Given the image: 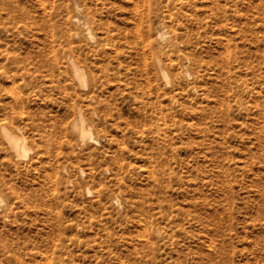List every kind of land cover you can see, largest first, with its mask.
Masks as SVG:
<instances>
[{
    "label": "rangeland",
    "instance_id": "374dc122",
    "mask_svg": "<svg viewBox=\"0 0 264 264\" xmlns=\"http://www.w3.org/2000/svg\"><path fill=\"white\" fill-rule=\"evenodd\" d=\"M0 192V264H264V0H0Z\"/></svg>",
    "mask_w": 264,
    "mask_h": 264
},
{
    "label": "bare ground",
    "instance_id": "6f19581e",
    "mask_svg": "<svg viewBox=\"0 0 264 264\" xmlns=\"http://www.w3.org/2000/svg\"><path fill=\"white\" fill-rule=\"evenodd\" d=\"M74 18L77 20V22L82 21L81 20L82 18H80V16H75ZM82 22L86 23L85 25L87 26V32H89L90 37L94 38V34L91 30L89 23H87V20L84 19V21ZM157 35L160 38H163V40H167L170 37V35H168V32L166 31L164 27H161L160 29H158ZM69 62L71 63V66L73 68L74 75H75L74 77H76L80 85L86 89V86H89V83H88L89 73L87 69L81 63H79L77 59L72 55H70ZM158 64L160 66V70H161V74L163 78L167 80V82H171L169 72L166 69V67L162 65L161 59H158ZM71 128L74 129L77 136L81 139L83 143H85L87 140H90L96 143H101L100 139L95 134L94 128H92L91 124L88 123L85 113H83L81 107L79 106L77 107L75 117L71 121ZM3 129L5 130V131L3 130L5 132L4 134L6 135L5 138L8 139L9 144L12 146L11 148L15 150L18 156H26L30 148L28 145H26V140H27L26 137L23 134L19 135L15 133L13 130H10L7 126H3ZM86 188L88 192L92 191L90 187L87 186ZM3 200H4V197L0 192V201L4 202Z\"/></svg>",
    "mask_w": 264,
    "mask_h": 264
}]
</instances>
